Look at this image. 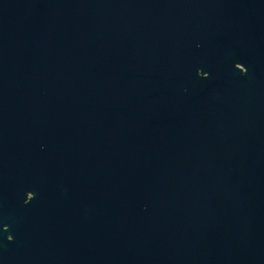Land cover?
Returning <instances> with one entry per match:
<instances>
[{"label":"water","instance_id":"obj_1","mask_svg":"<svg viewBox=\"0 0 264 264\" xmlns=\"http://www.w3.org/2000/svg\"><path fill=\"white\" fill-rule=\"evenodd\" d=\"M0 264H264V0H0Z\"/></svg>","mask_w":264,"mask_h":264}]
</instances>
